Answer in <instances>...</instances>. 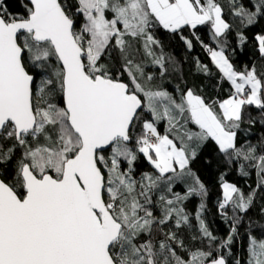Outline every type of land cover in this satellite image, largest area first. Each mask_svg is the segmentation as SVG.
<instances>
[{"label": "snow or ice", "instance_id": "6c2138e0", "mask_svg": "<svg viewBox=\"0 0 264 264\" xmlns=\"http://www.w3.org/2000/svg\"><path fill=\"white\" fill-rule=\"evenodd\" d=\"M23 6L12 13L0 0V264H242L232 246L264 193V135L241 136L264 128V66L237 69L225 48L264 22V0ZM162 33L207 50L226 98L172 83L179 61ZM254 39L264 58V32ZM195 67L213 75L199 58ZM212 145L226 169L257 177L246 192L221 173L223 237L192 167ZM247 239L243 264H264V234Z\"/></svg>", "mask_w": 264, "mask_h": 264}, {"label": "trees", "instance_id": "16d2710c", "mask_svg": "<svg viewBox=\"0 0 264 264\" xmlns=\"http://www.w3.org/2000/svg\"><path fill=\"white\" fill-rule=\"evenodd\" d=\"M26 0H5L9 12L23 14L25 8L23 3ZM231 19V18H230ZM247 36V42L243 45L240 44L235 31L229 35L228 43L225 48L226 55L229 56L231 62L237 69H242L244 65L256 66L260 71L264 66V58H261L258 52L257 42L254 37L257 33L264 32V22L258 25L250 26L243 29ZM197 34L205 44H210L216 47L215 43L210 39L211 33L202 26ZM167 33L161 34V39L166 44V51H168L177 61H179V71L177 78L172 80V83H180L186 81L189 86L197 87L201 90L202 94L207 95L213 99L226 98L227 91H217L218 77L216 75L205 76L197 71L195 67V58L207 64L212 70L215 69L211 62L210 54L206 53L205 48L193 40L194 48L189 51L185 48L184 44L178 39H166ZM185 35H188L186 32ZM218 50V49H217ZM219 76V75H218ZM255 115V113H253ZM264 135V128L259 124L251 127L249 131L242 134V139H249L253 143H256L260 136ZM141 168L147 169L148 165L141 162ZM193 170L200 176L201 180L206 184L208 193L205 198L207 204V211L205 213L206 219L211 229L217 236L223 237L228 232V225L222 219L221 215L217 211L218 203L222 198V188L220 176L222 172H227L224 179L228 182L237 184L238 187L248 191L249 186L255 187L254 181L257 180L255 175L244 177L238 173L235 168L226 169L224 164L219 162L214 152V145L207 147L205 151H202L201 155L196 161L193 162ZM200 198L196 197L187 203L189 212H193L198 207ZM264 193L260 194L249 213L245 216L243 222L238 226L239 235L236 237V243L232 246L233 255L242 261V264L247 257L248 247V233L251 231L257 237L264 234Z\"/></svg>", "mask_w": 264, "mask_h": 264}, {"label": "crops", "instance_id": "0c3cea01", "mask_svg": "<svg viewBox=\"0 0 264 264\" xmlns=\"http://www.w3.org/2000/svg\"><path fill=\"white\" fill-rule=\"evenodd\" d=\"M211 58V57H210ZM214 65V64H213ZM215 67V66H214ZM212 72H213V75H216L215 77H218L219 78V73H218V70L215 68L214 70H212ZM217 78V79H218ZM228 86H227V84H223L222 86H220L219 88L217 87V91H222L223 89H226Z\"/></svg>", "mask_w": 264, "mask_h": 264}, {"label": "built area", "instance_id": "2783aa9c", "mask_svg": "<svg viewBox=\"0 0 264 264\" xmlns=\"http://www.w3.org/2000/svg\"><path fill=\"white\" fill-rule=\"evenodd\" d=\"M205 51H206V53H208L206 49H205Z\"/></svg>", "mask_w": 264, "mask_h": 264}]
</instances>
